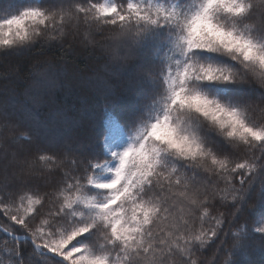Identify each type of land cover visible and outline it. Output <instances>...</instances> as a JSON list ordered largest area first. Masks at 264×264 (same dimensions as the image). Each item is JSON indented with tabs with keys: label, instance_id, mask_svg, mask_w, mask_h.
Here are the masks:
<instances>
[{
	"label": "snow or ice",
	"instance_id": "1",
	"mask_svg": "<svg viewBox=\"0 0 264 264\" xmlns=\"http://www.w3.org/2000/svg\"><path fill=\"white\" fill-rule=\"evenodd\" d=\"M77 46L133 73L134 103L119 119L102 108L104 131L86 141L0 107V264H243L264 252V0L0 6V60L55 48V77Z\"/></svg>",
	"mask_w": 264,
	"mask_h": 264
},
{
	"label": "trees",
	"instance_id": "2",
	"mask_svg": "<svg viewBox=\"0 0 264 264\" xmlns=\"http://www.w3.org/2000/svg\"><path fill=\"white\" fill-rule=\"evenodd\" d=\"M5 3L6 0H0V6ZM60 55L55 48L43 52L34 49L23 56L13 55L7 60H0V107L18 104L17 115L27 114L22 115L26 121L35 119L47 125L52 137L69 133L82 141L99 136L104 131L102 108L105 112L110 110L117 119L130 114L134 98L133 93H129V85L134 78L127 76L131 72L116 75L110 62L87 48L77 46L60 62L62 73L53 77L46 62H55ZM53 78L59 81L56 83ZM95 88L104 91L96 93ZM102 93L114 98L111 109L98 103ZM65 105L71 109L66 111ZM3 226H6V221L0 217V227ZM2 237L3 233H0V248L4 246ZM205 254L211 258V251ZM242 262L263 264L264 252L257 248L242 257Z\"/></svg>",
	"mask_w": 264,
	"mask_h": 264
},
{
	"label": "rangeland",
	"instance_id": "3",
	"mask_svg": "<svg viewBox=\"0 0 264 264\" xmlns=\"http://www.w3.org/2000/svg\"><path fill=\"white\" fill-rule=\"evenodd\" d=\"M131 74V75H130ZM109 75H111V74H109ZM125 75V74H124ZM131 76V78H134V74L133 73H129V75L127 76V77H130ZM54 79V81L57 83V81H59V79H55V78H53ZM43 89V88H42ZM95 89H96V91H95ZM94 89V91L96 92V93H99V92H103L104 90L103 89H101V88H95ZM93 91V90H92ZM97 91H99V92H97ZM15 93V92H14ZM129 93H132L131 91H129ZM15 96H16V98H17V100L19 99V97H18V95H17V93H15ZM131 107H132V105H131ZM15 108V109H14ZM10 113H13V114H16L17 113V110L19 109V107H18V104H13L11 107H7L6 108ZM64 109L66 110V111H69L71 108L70 107H67L66 105L64 106ZM22 115H27V114H22ZM27 119H28V117H27ZM61 126H62V124H61ZM264 264V263H263Z\"/></svg>",
	"mask_w": 264,
	"mask_h": 264
}]
</instances>
